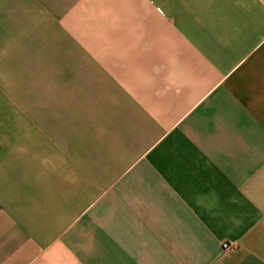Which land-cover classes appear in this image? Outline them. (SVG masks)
Returning a JSON list of instances; mask_svg holds the SVG:
<instances>
[{
	"label": "crops",
	"instance_id": "0c3cea01",
	"mask_svg": "<svg viewBox=\"0 0 264 264\" xmlns=\"http://www.w3.org/2000/svg\"><path fill=\"white\" fill-rule=\"evenodd\" d=\"M0 264H264V0H0Z\"/></svg>",
	"mask_w": 264,
	"mask_h": 264
},
{
	"label": "built area",
	"instance_id": "2783aa9c",
	"mask_svg": "<svg viewBox=\"0 0 264 264\" xmlns=\"http://www.w3.org/2000/svg\"><path fill=\"white\" fill-rule=\"evenodd\" d=\"M222 247H223V249L225 251H228V250H231V249L235 248V245L234 244H227V243H225V244H223Z\"/></svg>",
	"mask_w": 264,
	"mask_h": 264
}]
</instances>
